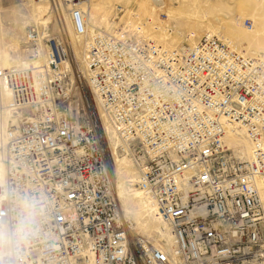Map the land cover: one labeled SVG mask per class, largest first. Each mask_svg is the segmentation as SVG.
Instances as JSON below:
<instances>
[{
	"label": "built area",
	"instance_id": "obj_1",
	"mask_svg": "<svg viewBox=\"0 0 264 264\" xmlns=\"http://www.w3.org/2000/svg\"><path fill=\"white\" fill-rule=\"evenodd\" d=\"M64 2L114 152L136 170L162 232L132 235L66 38L27 29L32 58L44 45V65L0 68L9 95L0 107V217L25 200L39 209L18 264H246L264 244V58L211 35L166 51L135 30L90 33L76 0ZM232 125L250 142L249 159L225 143Z\"/></svg>",
	"mask_w": 264,
	"mask_h": 264
},
{
	"label": "rangeland",
	"instance_id": "obj_2",
	"mask_svg": "<svg viewBox=\"0 0 264 264\" xmlns=\"http://www.w3.org/2000/svg\"><path fill=\"white\" fill-rule=\"evenodd\" d=\"M202 1L200 9L193 12L196 16L195 19L185 18L183 21H180L177 15L179 5L176 4V0H76V3L89 2L101 11L102 20L98 25L100 31L113 34V32L121 30H135L138 31L141 39L151 41L166 51L187 49L195 45L202 36L207 34L211 36L217 35V37L227 40L231 45H234L238 52H252L256 40L264 44V16L256 15L255 11L254 17L249 16L253 11L250 10V6L254 1ZM67 4L64 0H53L50 3L39 2V0H0V68L4 52L9 55L11 61H15L18 64H23L28 62L27 60L32 59V55L29 52L34 50L35 47L29 46L25 42L27 29H36L40 34L45 32L49 36L65 37L70 47V66L72 70L79 71L78 73L83 78L80 83V89L82 90L80 97L84 106L88 108L95 120L98 119L97 121L102 127L103 134V126L105 128L108 127V122L105 125L101 116L100 120L102 123L99 121L97 105L94 102L95 97L91 96L88 90L87 75H84L82 71L84 66V61L82 60L84 51L82 50L84 49H81V44L83 46L84 42L76 38L71 29ZM45 8L48 10V15L39 19L38 14L42 13ZM104 15L106 19H103ZM239 21H241L240 25L242 30H245V34L235 31L237 27L233 23ZM90 32L92 31L90 30ZM40 44L44 56V45ZM0 90L3 101V95L6 91L2 87H0ZM106 142L108 146L107 137ZM106 149L108 151L106 153L108 154L107 161L113 194L116 198L118 197L117 199L120 201L122 209L125 202L128 203V209L133 208L131 207L132 204L134 206L132 213L134 214L141 209V201L137 199L131 203V200L128 202L124 199H119V197L125 196L127 199L136 197L128 190L129 187H136L134 184L129 183L124 188L120 186L122 181L130 179V177L135 179L136 176H134L132 171L131 173L129 171L124 173V170H119L116 166L112 168L111 152H109L108 147ZM139 215L134 216L138 224L137 232L150 236L148 238H153L159 232L158 222L151 213L148 215L143 213L142 215H145L146 218H140ZM129 218L133 221L132 217ZM133 226L132 235L144 236L136 233L134 230L135 224ZM262 250H264V244H262L260 251L256 252L255 257L248 256L246 258V264H264V251Z\"/></svg>",
	"mask_w": 264,
	"mask_h": 264
},
{
	"label": "bare ground",
	"instance_id": "obj_3",
	"mask_svg": "<svg viewBox=\"0 0 264 264\" xmlns=\"http://www.w3.org/2000/svg\"><path fill=\"white\" fill-rule=\"evenodd\" d=\"M176 1H177L176 4L179 5L177 15H178L180 21H183V19H185V18L192 19V20L195 19L196 16L194 15L193 12L195 10L200 9V7H201L200 5L203 3L202 0L201 1L200 0H176ZM252 1H254V3L251 4L250 10H253V11L249 14V16L254 17V15H255L254 11L256 12V15L264 16V0H252ZM39 2H42V0L41 1L39 0ZM76 5L82 10V12L84 14L87 31L88 32H90V30L92 32H94L96 30L100 31V29H99L100 27H98V25L100 24V21L102 20L101 15H100L101 11L98 10L93 5H91L89 2H86V3L85 2L84 3L78 2ZM67 7H68V11H70L72 6L70 4H67ZM47 15H48V10H47V8H45L42 11V13L38 14V17H39V19H42V18L46 17ZM104 18L106 19L105 15L103 16V19ZM69 23H70V21H69ZM240 23H241V21L233 23L237 27V30H235V31H237L241 34H245V30H242ZM70 26H71V24H70ZM71 29H72V26H71ZM72 31H73V29H72ZM108 34H110V33H108ZM207 35H210V34H207ZM231 35H232V33H231ZM214 36L217 37V35H214ZM75 37L80 39V40H83V42H84V39L82 37H78L76 35H75ZM218 38L225 41L237 53H241V54H243L245 56H249V57L260 56V57L264 58V44L259 43L258 40H256V42H255L254 49H252L253 51L252 52L246 51V53H245L244 51L238 52L236 50V48L234 47V45H231V43L228 42L227 40H224L221 37H218ZM80 40H79V42H80ZM39 43L40 42L37 43V46H38L37 54L34 55L31 60H27L28 62H24L23 64H18L15 61H11L9 55L6 52H4L2 55L1 68H3V69H7V68L26 69V68H29L30 66H33V69H35V68L40 69V67L44 65V58H43L44 56H43V52L40 48L41 44H39ZM232 43H234V42H232ZM82 48L85 49V42L83 43V46L81 44V49ZM82 51H84V50H82ZM83 55H84V58H82V60L84 61V66H83L82 71H83V74L86 75L85 54L83 53ZM8 102H9L8 93L7 92L4 93L3 101H2V95H1V90H0V107L2 108V106H3L4 107L3 109H5ZM94 102L97 105V114L99 116L98 117L99 121H101L100 120V116H101V118L104 119L103 121L105 122V125L108 122V127L105 128L103 126V129H104L103 131H104L105 136L107 137V140L109 142V148L111 151V159H112L111 167L113 168L114 166H116L117 169L124 170V173H126L127 171H129L131 173V171H132V172H134V176H136L135 179H133V177H130V179L128 178L127 180L122 181L120 183V186L122 188L129 185V183L134 184L136 187H129L128 190L130 192H132L134 195H136V197H133L132 199H127L125 196H122V197H119V199H124L128 202H129V200H131L130 201L131 203L133 200L139 199L141 201V209L136 211L135 212L136 214L135 213L134 214L135 215L140 214L139 215L140 218H146L145 215H148L151 213L153 218H155L154 217L155 211H154L153 206L150 204V202H148V200L142 194L140 188L137 186L136 170L134 169V167L131 165V163L128 160L117 156V154L114 152L115 146L117 145V139H116L115 133L109 124V120H108L107 115L101 109V107L99 105V101L96 98H94ZM101 123H102V121H101ZM225 143L227 144L228 147H230L231 149H234V151H236L238 153L239 158H241V159H249L250 158V149H251L250 142L246 138L243 130L239 129L238 126L232 125V126L227 127ZM1 157H0V184L3 182L4 174H5L4 165H3V162L1 160ZM257 189L259 191L260 199H261L262 203H264V183H262L261 180H257ZM119 203H120V201H119ZM127 204L128 203L125 202V204L123 205V209L121 208V211H122L124 217H132L134 224H135L134 230L136 231V233H138L137 232L138 224H137L136 219L134 217L135 215L132 213L134 206H132V204H131V207H133V208L128 209ZM120 207H121V205H120ZM130 210H132V211H130ZM143 213L145 215H142ZM156 221L158 222V225H159V232L156 235H154V237H156L158 234L161 235L160 232H162L161 231V225H160L159 221L157 219H156ZM138 234L150 237L144 233L143 234L138 233ZM262 251H264V250H262Z\"/></svg>",
	"mask_w": 264,
	"mask_h": 264
},
{
	"label": "clouds",
	"instance_id": "obj_4",
	"mask_svg": "<svg viewBox=\"0 0 264 264\" xmlns=\"http://www.w3.org/2000/svg\"><path fill=\"white\" fill-rule=\"evenodd\" d=\"M38 211L35 202L25 200L11 219L0 217V264H18L23 247L35 234Z\"/></svg>",
	"mask_w": 264,
	"mask_h": 264
}]
</instances>
